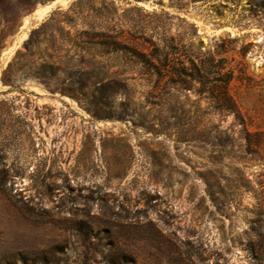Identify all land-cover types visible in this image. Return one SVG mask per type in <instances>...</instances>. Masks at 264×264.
<instances>
[{"label":"rangeland","instance_id":"1","mask_svg":"<svg viewBox=\"0 0 264 264\" xmlns=\"http://www.w3.org/2000/svg\"><path fill=\"white\" fill-rule=\"evenodd\" d=\"M0 264H264V0H0Z\"/></svg>","mask_w":264,"mask_h":264},{"label":"trees","instance_id":"2","mask_svg":"<svg viewBox=\"0 0 264 264\" xmlns=\"http://www.w3.org/2000/svg\"><path fill=\"white\" fill-rule=\"evenodd\" d=\"M230 78L226 79L224 81H221L223 84L219 88L218 95L216 96L217 101L222 105L224 111L227 113H233L236 115V118L238 119L239 116V110L237 109V106L232 98V96L229 93V83H230ZM2 81L4 84H7V81L4 78V74L2 76ZM215 90L217 89L216 86H214ZM241 123H245L243 119L240 118Z\"/></svg>","mask_w":264,"mask_h":264},{"label":"bare ground","instance_id":"3","mask_svg":"<svg viewBox=\"0 0 264 264\" xmlns=\"http://www.w3.org/2000/svg\"><path fill=\"white\" fill-rule=\"evenodd\" d=\"M49 8V7H48ZM48 8H46V9H48ZM46 9L44 10V11H46ZM48 11V10H47ZM43 12V11H42Z\"/></svg>","mask_w":264,"mask_h":264},{"label":"water","instance_id":"4","mask_svg":"<svg viewBox=\"0 0 264 264\" xmlns=\"http://www.w3.org/2000/svg\"><path fill=\"white\" fill-rule=\"evenodd\" d=\"M56 2L53 3V5L55 4Z\"/></svg>","mask_w":264,"mask_h":264}]
</instances>
